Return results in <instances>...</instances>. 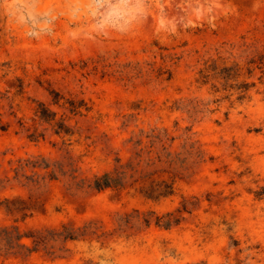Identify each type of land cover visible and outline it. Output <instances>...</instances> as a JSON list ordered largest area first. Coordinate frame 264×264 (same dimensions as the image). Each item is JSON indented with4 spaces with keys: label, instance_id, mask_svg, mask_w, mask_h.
Segmentation results:
<instances>
[{
    "label": "rangeland",
    "instance_id": "1",
    "mask_svg": "<svg viewBox=\"0 0 264 264\" xmlns=\"http://www.w3.org/2000/svg\"><path fill=\"white\" fill-rule=\"evenodd\" d=\"M0 264H264V0H0Z\"/></svg>",
    "mask_w": 264,
    "mask_h": 264
},
{
    "label": "trees",
    "instance_id": "2",
    "mask_svg": "<svg viewBox=\"0 0 264 264\" xmlns=\"http://www.w3.org/2000/svg\"><path fill=\"white\" fill-rule=\"evenodd\" d=\"M252 85L253 84H249L245 81L241 82L240 86L237 87L239 89L240 98H244L246 92L249 90V88ZM71 107H72L71 111L75 112L77 109L76 106L71 104ZM39 113L42 119H44L49 123L52 122L54 123L57 133H62V132L65 134L71 133L70 128H68L63 121H55V117H56L55 113L51 112L48 108H46L42 104L39 106ZM134 181L137 182L138 179ZM92 187L97 191H102L109 188L119 190L123 188V177L118 173L105 172L102 175L95 176L92 183ZM140 193L148 198L159 199L161 197L170 196L173 193V189L171 185L169 186L167 184H164V182L154 183L152 181L150 185L147 187L141 186ZM146 223H149V221L146 220ZM155 223L157 226L168 228L171 224H178L179 220L178 219L171 220L170 214H166L162 217H157Z\"/></svg>",
    "mask_w": 264,
    "mask_h": 264
}]
</instances>
